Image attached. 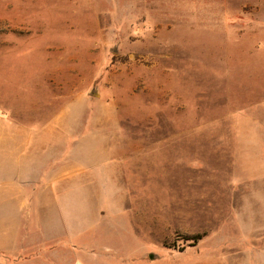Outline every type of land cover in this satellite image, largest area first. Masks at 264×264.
I'll use <instances>...</instances> for the list:
<instances>
[{
	"label": "rangeland",
	"instance_id": "1",
	"mask_svg": "<svg viewBox=\"0 0 264 264\" xmlns=\"http://www.w3.org/2000/svg\"><path fill=\"white\" fill-rule=\"evenodd\" d=\"M0 264H264V0H0Z\"/></svg>",
	"mask_w": 264,
	"mask_h": 264
},
{
	"label": "trees",
	"instance_id": "2",
	"mask_svg": "<svg viewBox=\"0 0 264 264\" xmlns=\"http://www.w3.org/2000/svg\"><path fill=\"white\" fill-rule=\"evenodd\" d=\"M202 236H203V234H196V235L189 237V239H192L195 242H197V241L201 240Z\"/></svg>",
	"mask_w": 264,
	"mask_h": 264
}]
</instances>
